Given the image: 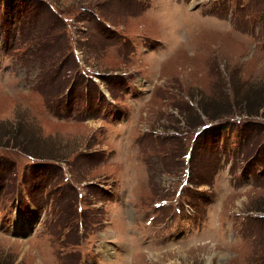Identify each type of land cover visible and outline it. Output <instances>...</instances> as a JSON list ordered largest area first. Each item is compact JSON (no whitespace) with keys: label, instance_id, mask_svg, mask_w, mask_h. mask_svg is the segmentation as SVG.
<instances>
[{"label":"rangeland","instance_id":"rangeland-1","mask_svg":"<svg viewBox=\"0 0 264 264\" xmlns=\"http://www.w3.org/2000/svg\"><path fill=\"white\" fill-rule=\"evenodd\" d=\"M260 91L264 0H0V124L69 157L0 145V264H264Z\"/></svg>","mask_w":264,"mask_h":264},{"label":"trees","instance_id":"trees-1","mask_svg":"<svg viewBox=\"0 0 264 264\" xmlns=\"http://www.w3.org/2000/svg\"><path fill=\"white\" fill-rule=\"evenodd\" d=\"M1 44H4V39L2 40ZM73 85H76V82ZM261 94H263L262 91H260V95ZM74 96L75 94H71L70 89V102L73 100ZM260 100L261 102H264V96L261 95ZM245 102L248 104V106H250V108L252 107L250 95H246ZM260 105L261 104L258 106L260 107ZM252 109L254 108L252 107ZM251 113H254L253 110H251ZM52 140L53 137L44 136L40 128L35 127L31 122L29 123L24 119H18L16 123L6 121L1 122L0 124V145L4 147L16 148L34 157L43 158L50 161L67 160L69 158L67 154L64 155L59 149H57V147L54 145L55 142L52 143ZM80 154V158L82 160L84 159L85 161H91L90 155L85 153ZM38 165L40 167L36 173L44 172L49 177L56 175L60 169V167L54 162L39 163ZM1 186L2 185H0V190ZM60 196H62V199L60 200L58 207H67V212L68 207L71 205V203L68 201V198L72 197V195L69 193L65 194L63 191ZM74 206L75 205L73 204V207Z\"/></svg>","mask_w":264,"mask_h":264},{"label":"water","instance_id":"water-1","mask_svg":"<svg viewBox=\"0 0 264 264\" xmlns=\"http://www.w3.org/2000/svg\"><path fill=\"white\" fill-rule=\"evenodd\" d=\"M33 231V229H31V231L30 232H32ZM28 235H29V233H26L25 235H23L22 237H28Z\"/></svg>","mask_w":264,"mask_h":264},{"label":"crops","instance_id":"crops-1","mask_svg":"<svg viewBox=\"0 0 264 264\" xmlns=\"http://www.w3.org/2000/svg\"><path fill=\"white\" fill-rule=\"evenodd\" d=\"M31 217H34V212L32 213V215L30 217L26 216V218L29 220Z\"/></svg>","mask_w":264,"mask_h":264}]
</instances>
